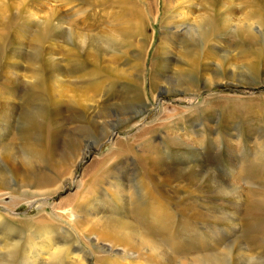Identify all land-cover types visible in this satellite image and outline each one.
<instances>
[{"label": "rangeland", "instance_id": "rangeland-1", "mask_svg": "<svg viewBox=\"0 0 264 264\" xmlns=\"http://www.w3.org/2000/svg\"><path fill=\"white\" fill-rule=\"evenodd\" d=\"M6 10L7 31L0 26V34L7 36H0V54L16 52L7 60L17 67L13 71L12 63L4 70L5 57L0 56V100L15 103L13 114L0 111V217L13 228L10 237L19 241L13 264H19L25 245L33 264H55L46 251H54L55 243L64 239L63 230L46 236L35 228L39 220L63 226L88 264H95L98 251L110 249L114 258L125 254L116 242L80 235L71 220L80 214L69 212V202L78 196L77 202L84 204L89 199L85 185L106 170L107 182L96 185L100 192L88 202L97 199L101 207L86 215L114 212L128 220L129 185L132 176L141 175L147 166V156L158 166H189L186 177H173L174 184L165 186L172 197L176 184H186L182 190H194L186 203L197 208L200 197L208 195L205 205H216V214L238 210L232 225L226 219L218 225L208 221L203 230L212 233L220 228L222 242L232 228L234 235L243 232L248 202L264 194V0H0V15ZM249 11L254 13L250 18ZM46 14L54 15L50 21L56 25L51 34L54 50L41 48V58H29L31 38L45 24ZM207 29L212 31L205 41L200 36ZM244 30L250 39L242 36ZM83 36L86 42L81 44ZM71 49L84 60L81 75L69 69L68 61L75 60ZM256 49L263 53L258 56ZM46 60L57 77L51 83L46 78L45 94L37 99L41 89L34 87V77L38 70L46 77ZM252 61L258 68L255 63L256 70L249 72L247 63ZM2 70L11 73V86L4 83ZM33 70L37 71L32 77ZM96 77L101 81L98 89ZM25 99L44 107L41 127L32 137L48 151V163L34 166L45 176L37 183L25 180L30 171L20 151L22 121L16 119L29 105ZM8 144L13 150L5 157L2 148ZM218 178L241 192V200L216 194ZM118 189L121 197L113 192ZM233 203L238 206L233 208ZM203 206L198 209L204 211ZM134 225L143 228L141 221ZM246 236L250 240L246 244L243 239L244 248L248 245L256 254L253 247L262 241ZM3 252L0 249V256ZM57 264L70 261L64 257Z\"/></svg>", "mask_w": 264, "mask_h": 264}, {"label": "bare ground", "instance_id": "bare-ground-1", "mask_svg": "<svg viewBox=\"0 0 264 264\" xmlns=\"http://www.w3.org/2000/svg\"><path fill=\"white\" fill-rule=\"evenodd\" d=\"M252 14H254L253 11H249V18ZM53 16V14L45 15V24L39 29V32L35 33L31 38V45H33L34 47L31 46L32 49H30L29 47V53H27V57L30 58V56H33L35 57V59L37 57L41 58V48L42 50L46 48V51H51L52 49L54 50L52 46H54L55 44H53L52 42L53 38H51V34L55 35L56 25L53 27L52 24H50ZM7 17V10L6 14L0 15V26L4 29L3 31H7L6 26H4ZM59 20H62L61 17H59ZM55 23L57 24V22ZM10 24L11 23L8 22V29L10 28ZM210 24L213 25L212 23ZM211 31L212 30L210 29L207 32L202 31L203 33L200 38H203L206 41V38L208 39ZM2 33L3 35H5V37L7 36L5 32ZM2 33L0 34V36H2ZM242 36L244 37V39H250L252 37V35L246 30L242 32ZM79 42H81V44H84L86 42L84 40V36L82 39H79ZM13 44L14 43H12V45ZM44 45H46V47ZM13 50L14 49H12V51ZM15 53L16 52H11L7 55L5 53L0 54L3 59L5 57L4 70L8 69V64L13 63V71H16V63L7 60L9 55L14 58ZM255 53H257V55L259 56L263 52L260 51V49H256ZM69 54L70 56H74L75 58V60L68 61L69 69L72 70V72L80 73V75L83 74V70L85 68L83 64L84 60H81V58L78 56L77 51L75 50L72 51L71 49ZM191 54L193 55L194 52ZM29 61L30 60L28 59V62ZM33 61L35 62L34 59ZM255 63V61L247 63L249 64V72H254L256 70L254 65ZM256 64L258 68V63ZM55 65L56 64L54 63L53 66ZM43 66L46 76L45 78L42 77L39 70H33L32 74L33 77L34 73L37 71V73H35V82L33 85L35 88L41 89L36 93L37 99L42 98L41 92L45 94L44 89L45 87H47L46 78L51 83L52 80H56L57 77L55 75L56 71L54 72V68L52 67L50 61H44ZM194 67L192 66L191 68ZM4 70H2L3 76L5 77V79L7 78V81H5L4 83L6 84V86H11V73ZM207 79L209 78L207 77ZM93 82L95 84V88L98 89L101 84L100 79L96 77L94 78ZM23 102H25L26 104L28 103V100L25 99ZM35 105L29 104L27 107H22L21 111L18 112V117L16 119L17 122L22 121L19 123V126L20 124H22V132L20 134V137L23 138L22 143L24 146L22 145L23 151H20L23 153L24 166L28 171H30V173L27 174L28 176L25 177V180L28 183H37L38 181H41V179L45 178L43 174L37 173L35 171L34 166L48 163L47 149L41 145L38 139L32 138L37 134L39 128L41 127L39 121L44 111V107L42 108L39 103L38 105ZM42 105L45 106V101ZM14 106L15 103L10 101V99H6L5 101V98H1L0 111H2L5 116H8L7 114L10 112L11 114H13ZM6 111H8V113ZM12 148L13 147L9 144L4 146L2 148L3 155L5 157H8L9 153L13 150ZM20 148L22 149V147ZM85 149H88V146H86L84 150ZM140 157L142 158V156ZM145 159L148 162L147 163L144 160L147 166L144 167L141 175L136 176L133 172L134 175L132 176V183L129 185V197L127 196V198H129L131 202L128 204L130 209V216L128 217V220H124L125 218L122 219V217L117 216L114 212H111L110 215L100 214V216L99 214H97L99 208L101 207V203L97 199L88 204V202L95 197L94 195L96 194V192H100L98 191L97 187L101 183L107 182L106 180L109 175L106 170L93 175L91 181L87 185H85L84 191L89 194V196L87 197L89 199H87L84 204L77 202L78 196L74 198L73 203L71 200L69 202L72 207L69 212H71V214L74 212L80 214L78 218L73 217L71 219L73 225L80 232V235L82 234L83 236H85L87 234H93L95 236V240L108 239L112 243H118V245L122 246L123 250L126 252L125 254L121 252L120 256L118 255L114 258L111 257L112 255H110V249L106 251L104 250L105 252L103 251V254H99V251H95V264H118L121 262H124L125 264H264V194H262L259 199L257 197L255 200L248 202V211L246 212V218L243 221V232H241L239 236L234 235L236 231L232 228L229 231L232 232L228 239L225 242H222L221 235H223V232L220 231V228H217L215 232L207 233L205 230H203V226H206L208 221H211L210 223H212V225H218V223L222 221L224 222V219H226V223H231L232 225L234 223L235 215H238V210L236 209L235 212L233 210V213H231L230 215L221 216L218 213L216 214L215 212H218V207L216 205H212L209 207L205 205L208 195H206L204 200L200 197L201 202L197 204L196 208L194 204H188L185 202L186 199L188 200L189 194L194 191L193 189L182 190V187H186V184H176V189L174 190L175 196L172 197V195H170L166 191L165 186L174 184L172 182L173 177L178 180L186 177V173L184 171L189 166H158L152 158L147 156V158ZM154 175H157V178H155ZM224 181L225 180L218 178V181L214 182V190L216 189L215 193L228 196L231 200L237 202L240 199L241 192L239 193L233 190L232 186H230V184L228 183H225ZM103 185H105V183ZM132 189L135 193V196ZM113 192L116 196L121 197L122 192H120L119 189ZM112 196H114L113 193ZM84 205H86V207ZM83 206L85 208H83ZM202 206L205 209L204 211L198 209V207ZM237 206L238 203H236L235 205L233 203V208H236ZM91 209H95V212H97L96 214L98 216L94 215V217L92 216V218H88L86 213L90 212ZM135 221H141L143 223V228L136 227L134 225ZM0 225L1 227H3V232H0L2 234L0 236V249L1 252L4 251L2 256H0V264H13L16 260L18 252L17 245L19 241L14 240L12 239V237H10V234L12 235V233H14V230L12 227H10V225L4 222L2 217H0ZM35 225V228L44 230L46 236H50L59 228L63 230L64 239H61L58 245H56L55 243L54 251H46V253L49 255L50 261L57 264L61 263V261H64V257H67V260L70 261V264H88L85 261L84 252H82L76 240H74L73 236L66 229H64L63 226L60 225L59 227L58 223L53 225L48 220H39ZM31 227L33 228V225L22 227L16 232L30 230ZM246 234H250L252 238L258 239V241H262V244L260 242L257 244L258 248L253 247V251L256 252V254L249 251L250 247L248 245L246 246V248H244L243 241L245 240V243L248 244L246 242V239H248V241L250 240V236H246ZM92 246L95 248L94 244ZM187 252L188 254H193L188 255ZM29 253L30 250L28 249V246L25 245V247H23L21 257L18 260L19 264H33V256Z\"/></svg>", "mask_w": 264, "mask_h": 264}, {"label": "water", "instance_id": "water-1", "mask_svg": "<svg viewBox=\"0 0 264 264\" xmlns=\"http://www.w3.org/2000/svg\"><path fill=\"white\" fill-rule=\"evenodd\" d=\"M89 160L90 158L82 160L83 165L86 164V162H88ZM78 169L81 170L82 166L78 167Z\"/></svg>", "mask_w": 264, "mask_h": 264}]
</instances>
